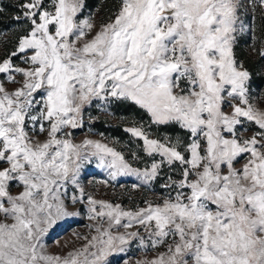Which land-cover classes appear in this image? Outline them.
Returning a JSON list of instances; mask_svg holds the SVG:
<instances>
[{"label": "snow or ice", "instance_id": "snow-or-ice-1", "mask_svg": "<svg viewBox=\"0 0 264 264\" xmlns=\"http://www.w3.org/2000/svg\"><path fill=\"white\" fill-rule=\"evenodd\" d=\"M247 4L264 19V0ZM13 7L16 30L0 31V264H109L133 242L155 252L135 264H264V93L253 96L235 54L245 0H117L99 25L80 18L85 0ZM110 98L183 135L126 129L143 168L98 140L74 142L89 106ZM93 159L112 180L175 176L159 203L126 210L80 184ZM85 203L94 234L51 253L50 230Z\"/></svg>", "mask_w": 264, "mask_h": 264}, {"label": "rangeland", "instance_id": "rangeland-1", "mask_svg": "<svg viewBox=\"0 0 264 264\" xmlns=\"http://www.w3.org/2000/svg\"><path fill=\"white\" fill-rule=\"evenodd\" d=\"M245 3L246 8L241 18L245 22L246 29L244 33L237 36V41L238 39L247 36L245 53L247 56L256 59L260 58L258 54V50L261 48L259 38L264 36V33H261L259 26H257L261 24H256V15H258L260 10L256 9L253 11L252 7L248 6L247 0H245ZM89 15L93 16L98 25L105 20V17H107L105 12L95 9L93 11L84 10L80 18L83 19ZM261 67V72L264 74V60L262 61ZM7 86L10 90L15 87V85L12 84ZM250 88L254 97L264 93V84L257 87L251 82ZM115 102L118 101L112 98L106 102L94 101L85 113L84 127L74 130L72 138L76 143H80L85 138L98 140L101 143L114 147L117 151L122 152L126 158L132 161L131 153L138 152V147L135 143H130L127 140H122L119 137L103 132L97 127V123H103L104 126L121 125L125 131L134 125L144 124L147 132L152 138H162L164 136H154L152 126L149 127L150 119L138 117L130 113L123 114L118 108H116ZM244 135H251V132H245ZM132 138L137 139L133 136ZM242 162L243 161H241V163ZM132 163L133 167H145V163L141 161H132ZM166 174L175 176V173H168L167 170L166 173L161 176L157 185H154L156 180L148 185H143L135 175L118 176L115 180H112L108 174V170L97 160L93 159L83 167L80 184L84 187L87 193H90L97 200L120 204L126 210H134L138 207H145V201L159 203L162 197L167 195L166 190L161 188V185L166 180ZM134 185H139V187H134ZM12 190L13 192L19 191V189L15 187ZM87 208L88 206L86 203L83 205L77 204L75 208H72L71 210L78 212V215L61 220L53 226L45 241L47 248L51 253L66 254L67 251L70 250V247H66V245L79 247L83 242L82 239L77 237V234H79V237L94 234L92 233L91 225L95 222L89 219ZM133 230L136 229H130L129 231ZM120 231L123 232L125 229L121 228ZM141 234H144L142 230ZM154 255V251L148 250L146 252L140 247L138 242H133L128 246L125 253L111 255L109 257V264H125V261H128L129 264H135V261L137 260L145 258L150 259Z\"/></svg>", "mask_w": 264, "mask_h": 264}, {"label": "trees", "instance_id": "trees-1", "mask_svg": "<svg viewBox=\"0 0 264 264\" xmlns=\"http://www.w3.org/2000/svg\"><path fill=\"white\" fill-rule=\"evenodd\" d=\"M18 3V0H0V7L4 9V12L0 14V31H3L5 33L11 32L16 30L14 25L12 24L11 17L15 13L16 9L13 7L14 4ZM117 7V0H85V8L84 10H90L93 11L95 9L102 10L105 12L106 16H108L110 10H114ZM107 17H105L106 19ZM256 24L259 26V29L261 33H264L262 31V28H264V19L261 18L260 11L258 12V15H256ZM247 36L245 38H240L237 41L235 52L238 59H240L244 66L248 68V70L252 73V84L256 85L257 87L264 84V74H262V59L256 58L254 59L251 56L246 55V47L245 43L247 42ZM116 108L123 114H133L138 117H144L149 118L148 114L143 110L140 109L137 105L133 104L132 102H126V101H118L115 102ZM99 129H101L103 132L108 133L112 136L119 137L122 140H127L130 143H135V145L138 147L139 152V146L142 144V141L139 139H134L132 136L123 129L121 125L117 126H104L103 123H97L96 124ZM153 134L156 137L161 136H177V135H183V131L177 126V125H168V126H156L151 125ZM141 156H144V153H140ZM150 162V161H149ZM167 169L164 170L165 174ZM161 177L158 178L154 185H157L160 181Z\"/></svg>", "mask_w": 264, "mask_h": 264}]
</instances>
